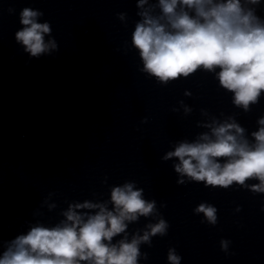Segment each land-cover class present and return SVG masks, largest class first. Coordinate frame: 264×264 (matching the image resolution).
<instances>
[{"label":"water","instance_id":"95a60500","mask_svg":"<svg viewBox=\"0 0 264 264\" xmlns=\"http://www.w3.org/2000/svg\"><path fill=\"white\" fill-rule=\"evenodd\" d=\"M138 5L0 0V257L36 226H62L71 205L107 203L113 187L132 183L145 201H155L154 210L125 221L111 243L142 237L161 219L168 225L139 243L137 264H168L169 249L181 264H264V191L254 188L261 181L205 186L175 172L178 158L162 159L179 143H202L205 134L214 140L212 128L224 123L241 127L243 133H231L254 147L252 134L264 127V91L245 110L220 85L219 67L201 66L166 83L143 71L132 45L135 26L146 14L174 30L159 0ZM240 5L264 24V0ZM24 8L41 13L36 22L49 24L57 50L30 57L16 42ZM175 11L196 18L188 6L178 3ZM201 203L216 208L215 224L194 211Z\"/></svg>","mask_w":264,"mask_h":264},{"label":"clouds","instance_id":"9594fccd","mask_svg":"<svg viewBox=\"0 0 264 264\" xmlns=\"http://www.w3.org/2000/svg\"><path fill=\"white\" fill-rule=\"evenodd\" d=\"M258 3L259 0H250ZM146 0H139L143 6ZM163 13L167 16L171 29L147 17L138 23L132 33V45L139 50L143 61V71L156 77L160 82L188 76L199 67L221 70L216 73L220 85L234 93L233 103L243 105L247 110L250 102H256L264 91V24L256 21L251 11L244 12L240 0H159ZM181 4L194 8L196 18L187 12L177 13ZM41 13L30 8L20 12V24L15 33L19 43L30 57L39 58L41 54H50L58 45L51 37V28L47 22H36ZM123 18V15H121ZM49 39L45 42V36ZM264 126V118L259 120ZM237 134L243 129L235 123H224L212 128L215 139L205 134L204 142L179 143L174 151L166 153L162 159L178 158L175 172L181 177L204 182L205 186L227 188L233 182L243 185L250 177H257L261 183L254 186L264 191V127L252 135L256 144L249 147L247 142H238ZM227 157L221 164L217 158ZM183 184V178L178 179ZM142 189L132 183L115 186L110 193L111 210L107 203L75 204L64 213L66 220L53 228L36 226L26 235L18 236L8 250L0 257V264H137L138 245L148 241L150 236L164 234L167 228L161 219L155 225H149L150 232L144 236L126 237L118 244H112V238L125 232V221H134L138 216H148L155 207V201H145ZM99 209L95 214H77L75 209ZM203 213L208 222L215 224L216 208L199 204L195 210ZM70 222V223H69ZM104 241H107L105 243ZM228 241L221 240L222 249ZM168 264H181L182 257L175 249L168 251Z\"/></svg>","mask_w":264,"mask_h":264}]
</instances>
